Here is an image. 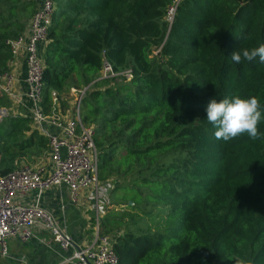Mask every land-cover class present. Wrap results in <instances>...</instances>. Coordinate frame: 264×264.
<instances>
[{"label":"trees","instance_id":"1","mask_svg":"<svg viewBox=\"0 0 264 264\" xmlns=\"http://www.w3.org/2000/svg\"><path fill=\"white\" fill-rule=\"evenodd\" d=\"M175 1L57 0L44 112H52V92L66 112L70 89L90 86L81 122L93 130L99 180L135 173L128 209L166 213L162 230L131 219L120 234L121 218L99 221L103 235L117 234L119 264H264V119L260 138L224 141L204 117L211 97L236 95L257 97L264 117V64L231 60L235 50L264 44V0H182L169 23ZM25 7L35 12L36 0H0V75L11 59L5 42L27 26L17 19ZM104 62L131 79L103 78ZM0 106L8 109L0 121L2 176L47 153L49 140L30 116L10 111L5 95Z\"/></svg>","mask_w":264,"mask_h":264},{"label":"built area","instance_id":"2","mask_svg":"<svg viewBox=\"0 0 264 264\" xmlns=\"http://www.w3.org/2000/svg\"><path fill=\"white\" fill-rule=\"evenodd\" d=\"M176 0L168 10L167 21L172 23ZM37 9L24 32L5 42L11 54L8 71L0 75V91L18 108H27L35 128L49 140V150L36 165H20L6 175L0 176V256H8L7 240L27 244L37 238V231L48 234L60 250L69 254L62 264H119L114 251V241L103 235L97 216L94 237L87 245L79 246L74 238L61 227L55 216L42 206L44 195L53 188L66 187L72 204L79 202L80 194L93 190L91 201L100 208L104 188L99 181L98 153L93 141V130L81 122V102L85 89L73 90L72 116H63L59 95L51 93L52 112L46 115L43 109L45 69L41 46L48 43L57 0H36ZM24 58L26 66L25 98L15 90L16 77L12 72L15 62ZM103 78H117L112 67L104 62ZM131 71L125 78L131 79ZM28 104V105H27ZM33 197L34 202L26 203ZM22 264H30L23 262Z\"/></svg>","mask_w":264,"mask_h":264},{"label":"crops","instance_id":"3","mask_svg":"<svg viewBox=\"0 0 264 264\" xmlns=\"http://www.w3.org/2000/svg\"><path fill=\"white\" fill-rule=\"evenodd\" d=\"M45 48L46 46H41V53H45ZM12 72L16 77L15 90L20 97L26 101V66L24 58H20L15 62ZM75 89L76 88H71L69 94L66 95L69 107L63 116L73 115L70 108H72V110L74 108L75 100L73 90ZM12 105L19 111L17 115L30 116L27 108H18L13 103ZM92 193V189L91 194H88L87 190L83 191L80 194L78 204L74 205L70 201L69 191L66 187L61 189L53 188L44 195L40 202V206L50 211L55 216L61 227L74 238L75 243L79 246H84L92 242L97 216L99 215L100 217L99 221L107 216V212H105L104 209L102 211L100 208L99 213L96 202L91 201ZM32 202H34L33 197L26 199V203ZM16 242L25 247V249L14 258L17 264H22L23 262H28L30 264H62L64 259L69 256V254L63 253L59 246L53 242L52 238L44 232L37 231V238L27 244H22L19 241Z\"/></svg>","mask_w":264,"mask_h":264},{"label":"rangeland","instance_id":"4","mask_svg":"<svg viewBox=\"0 0 264 264\" xmlns=\"http://www.w3.org/2000/svg\"><path fill=\"white\" fill-rule=\"evenodd\" d=\"M33 7H25L23 8L19 13L17 19L26 24L28 19L32 16L34 13ZM103 76V73H102ZM119 81H121V78H125V73L120 74L118 76ZM0 98H2V93L0 91ZM73 114L72 108H70ZM6 110V112L3 114H0V121L7 116L8 114V109L1 107L0 106V111ZM10 111L14 114L17 115L19 111L13 107V105L10 108ZM21 111V110H20ZM63 114H65V111H62ZM44 157V154L41 157L38 158H32V159H24L22 162H20L18 165H35L40 162ZM113 167H117L116 164L113 165ZM133 169V168H132ZM136 177L135 173H132V175L128 176H122V177H117L116 175L110 178H107L106 180H99L102 187L104 188V194H103V199L101 200L102 208L108 213L114 214L116 217H119L123 220L124 224L122 228L120 229L119 232L120 234H123V232L126 230V224L131 222V219L135 221H142V220H147V223L153 228V229H160L162 230L166 224L165 222V216L166 213H163L159 210V208H151L153 211H160L157 217L154 218H148L145 212H148L150 207L145 208V205L140 204V207L135 209V210H129L127 203L129 204L132 202V199H134L132 191L128 188V186H132L133 180L132 178ZM118 186L122 187L121 189H116ZM125 186V187H124ZM137 186V185H136ZM138 187V186H137ZM88 194H91V190H87ZM90 196V195H89ZM133 197V198H132ZM137 197L135 198V200ZM143 199V198H142ZM139 202V201H137ZM134 206V205H133ZM108 235V234H107ZM117 234H110L108 236L112 238H116ZM7 246H8V251H9V257H1L0 256V264H17L14 261V258L19 255L21 251L25 249L24 246L18 244V242L8 239L7 240Z\"/></svg>","mask_w":264,"mask_h":264},{"label":"clouds","instance_id":"5","mask_svg":"<svg viewBox=\"0 0 264 264\" xmlns=\"http://www.w3.org/2000/svg\"><path fill=\"white\" fill-rule=\"evenodd\" d=\"M256 57L264 64V44L252 49L235 50L231 54V60L237 64L244 60L252 61ZM204 117L217 129L215 138L224 141L232 140L244 133L252 139L260 138L258 124L264 119L259 99L255 96L242 98L240 95L219 101L211 97L206 104ZM237 264H245V261L238 260Z\"/></svg>","mask_w":264,"mask_h":264},{"label":"water","instance_id":"6","mask_svg":"<svg viewBox=\"0 0 264 264\" xmlns=\"http://www.w3.org/2000/svg\"><path fill=\"white\" fill-rule=\"evenodd\" d=\"M89 88H90V86L88 88H85V90L87 91ZM5 112H6V110L0 111V114H2V113L4 114ZM129 205L132 206L133 203L130 202Z\"/></svg>","mask_w":264,"mask_h":264}]
</instances>
